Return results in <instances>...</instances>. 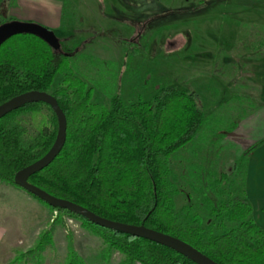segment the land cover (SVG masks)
Here are the masks:
<instances>
[{"label":"trees","instance_id":"16d2710c","mask_svg":"<svg viewBox=\"0 0 264 264\" xmlns=\"http://www.w3.org/2000/svg\"><path fill=\"white\" fill-rule=\"evenodd\" d=\"M199 1L184 0L183 6L171 10L178 14L176 9L186 7L189 15L210 5L203 1L202 7H195ZM238 40L236 44L243 48L264 49V39L251 44ZM59 42V49H54L36 35L21 33L0 44V104L29 90L45 91L55 97L66 117L60 152L28 181L101 217L179 238L218 264H264V227L253 219L244 189L228 198L217 196L226 173L210 172L200 189L211 223L203 221L194 204L175 207L180 188L170 157L195 137L205 121L197 104L199 94L171 86L158 89L152 99L126 102L119 93L105 90L109 103L95 102L93 86L71 63L83 43L68 45L62 38ZM58 74L62 78L52 90ZM44 107L50 115L43 112ZM56 133L55 114L44 101L29 102L2 116L0 182L21 188L15 183L18 171L42 158ZM245 160L242 155L236 168L240 163L244 166ZM27 193L51 210L80 220L101 237L107 252L124 256L120 264H195L166 246L98 226ZM225 222L231 225L224 227ZM218 228L224 229L217 232ZM73 263L70 259L68 264Z\"/></svg>","mask_w":264,"mask_h":264},{"label":"rangeland","instance_id":"374dc122","mask_svg":"<svg viewBox=\"0 0 264 264\" xmlns=\"http://www.w3.org/2000/svg\"><path fill=\"white\" fill-rule=\"evenodd\" d=\"M13 1L0 0V22L16 19L8 16V5ZM62 1V23L73 34L72 39L68 37L71 41L65 43H83L71 63L93 86V101L107 105L106 91L119 93L126 102L149 100L158 89L171 86L200 93L197 104L204 112L205 122L185 147L171 155L170 166L180 188L174 197L175 207L194 204L203 221L211 223L200 189L210 172H224L228 177L218 198L241 192L239 168L243 163L238 164L236 171H231V166L242 144L232 139L229 142L230 137L222 143L220 135L226 126L212 121L216 115L210 77L220 69L217 59L212 64L185 60L193 55L190 49L194 43L202 46L219 37L196 34L194 40L195 30L215 34L219 28L233 27L237 28L236 38L241 44L263 40L264 0H229L219 4L200 0L195 7H202L203 1L210 5L191 16L186 15V7L183 11L176 9L178 14L171 10L183 6L184 0ZM211 52L207 49L202 55ZM61 78L60 74L56 76L52 90ZM43 112L50 115L46 107ZM224 120L220 123L228 122ZM230 225L225 222L224 227ZM223 229L218 228L217 232ZM2 235L8 248L0 246V264H68L70 259L73 264H120L124 258L117 251L107 252L101 237L80 220L51 210L23 189L4 182H0Z\"/></svg>","mask_w":264,"mask_h":264},{"label":"crops","instance_id":"0c3cea01","mask_svg":"<svg viewBox=\"0 0 264 264\" xmlns=\"http://www.w3.org/2000/svg\"><path fill=\"white\" fill-rule=\"evenodd\" d=\"M62 7V0H14L8 5V16L20 21L39 23L58 31L55 33L58 38L71 41L69 38L72 39L73 34L62 23ZM201 10L197 9L194 13ZM236 29L219 28L215 34H211L212 31L204 33L195 30L192 32L194 40L196 34L219 37L202 46L198 44L196 47L194 43L193 50L190 49L193 55L185 61H204L210 64L216 59L218 61L220 69L210 77L216 115L212 121L226 126L224 133L220 135L222 143L230 137L229 142L232 139L237 144H242L237 150L234 147L237 158L232 162L231 171H236V163L245 155V165L241 168L244 175L242 188L252 205L253 219L264 227V49H246L236 44ZM207 49L212 54L202 55ZM198 94L200 97V93ZM224 118L228 122L220 123ZM228 163L227 161L226 164ZM4 239L2 235L0 246L8 248V242Z\"/></svg>","mask_w":264,"mask_h":264},{"label":"water","instance_id":"95a60500","mask_svg":"<svg viewBox=\"0 0 264 264\" xmlns=\"http://www.w3.org/2000/svg\"><path fill=\"white\" fill-rule=\"evenodd\" d=\"M21 33L36 35L46 41L54 49H59L60 47L59 38L52 30L33 21H20L16 19L0 24V44L7 38ZM32 101H44L52 108L57 121V133L51 149L42 158L18 171L15 177V183L19 187L52 207L62 206L68 211L78 214L98 226L109 228L117 232L127 233L166 246L185 256L195 264H218L204 253L179 238L147 228L143 225L127 224L101 217L77 203L55 197L38 186L31 184L28 181L29 176L47 166L55 158L60 152L66 138L65 114L58 105L55 97L51 93L45 91L29 90L8 99L0 104V118Z\"/></svg>","mask_w":264,"mask_h":264}]
</instances>
